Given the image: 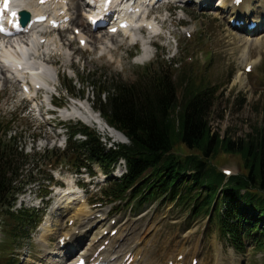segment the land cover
<instances>
[{
  "label": "rangeland",
  "instance_id": "obj_1",
  "mask_svg": "<svg viewBox=\"0 0 264 264\" xmlns=\"http://www.w3.org/2000/svg\"><path fill=\"white\" fill-rule=\"evenodd\" d=\"M215 1L218 2V0H213L214 4ZM257 1L259 2V0L252 1L255 6L258 4ZM217 8L211 5L210 8L197 12L164 6L155 10L154 14L162 19L159 23L164 26V34L167 38L162 41L158 39V44L154 43L153 46L149 45L150 59L142 63L138 59L141 53L140 47L143 46L141 41L133 44L115 35L112 39L105 38L102 31L89 32L87 27L80 25L84 20L81 17L76 19L79 12L75 3L71 2L70 9L74 17L71 29L64 33L50 34L51 41L45 43L39 51L41 56L48 53L50 55L47 58L49 62H42L57 76V96L52 94V83L48 81L49 93L41 92L37 101L28 103L22 98L18 86L12 82L6 83L0 74V112L8 118L12 114H19L20 117H17V121L12 125L15 129L12 132L22 135L18 138L19 146L24 147L27 152L38 154H44L45 149H56L57 147H60L62 151L65 148L64 143L68 133L63 126H59L60 124L68 127V132L71 128L79 130L82 126L95 131L106 148L113 144H122L101 130L98 124H89L78 117H64L63 115L52 117L46 115L45 112L51 107L50 100L63 104L65 109L74 106V104L70 105L69 101L64 102L66 96L64 89L70 82L76 85L74 97L77 96L83 104L87 100L89 106L93 108V102L96 103V95L101 85L107 87L112 82L120 81L134 83L139 80L142 68L149 64L153 65L154 69L162 67L171 72L172 80L178 84L179 98L183 92L179 78L185 72L198 76V79L205 77V85L215 87L213 108L209 119L213 134L222 138H230L235 142L241 139L246 140L250 135H254L256 130L264 127V49L260 45L251 50L249 60L259 57L260 60H257L251 74H245L247 76L245 86L240 87L238 83L233 84L235 73L243 72L245 63H239L236 51L231 50L229 46V41L235 37L234 31L227 22L230 15L216 16ZM256 12L254 11L252 16ZM167 14L170 15L168 20L163 21ZM243 20L246 19L243 17ZM73 27L81 29L90 37L86 47L81 48L78 45L77 37L72 31ZM188 29L193 31L191 38H186L184 35V31ZM168 32L171 33L170 38H168ZM236 33L239 32L236 31ZM160 42L166 47L159 45ZM189 56H193L192 62H187ZM104 97L105 95H102V99ZM85 107L90 108L86 104ZM95 112L98 114V111L95 110ZM99 119L100 123L106 124L101 117ZM77 138L84 139L80 135ZM61 151L55 150L59 154ZM39 158L42 162L43 158ZM57 158L51 159L53 164ZM216 160L220 171L230 169L233 173H237L240 169L238 157L220 153ZM124 171L123 161H120L109 175H106V171L99 166H92L90 172L94 175L93 183L90 186H84L87 189L85 197L73 206L67 216L73 215L77 206L79 209L85 200L90 201L91 198L96 197L107 202L108 198L103 196L104 189L108 184L113 183L112 177H117ZM51 172L54 180L72 179L74 182L85 183L87 178V172H83L80 176L66 167L58 166ZM42 177H45L44 173ZM45 193V190L38 188V185L27 187L16 198L12 211L27 209L36 212L38 207H41L38 198L45 196ZM50 194L53 192L48 190L46 194L48 196L42 202L50 199ZM60 201L58 199L45 206L41 224L32 231H28L26 227L23 229L26 231H21L18 238L6 233V219L9 220L10 217L5 210L0 212V249L4 252L0 250V254L11 259L13 264H56L58 257L49 256V250L55 249L58 236L65 234V228L72 231L73 227L79 226L78 224L69 225L67 221L69 218L66 217L64 226L60 228V213L63 210V206L60 207ZM110 206L103 205L96 209H92L91 205L86 207L93 214L100 210L111 213L104 221L106 227L116 221L113 226L116 229L119 227L122 229L123 225L129 222L132 229L140 233L139 236L147 232L146 229L155 228L153 242L145 241L143 243L145 245H142L148 246L150 251H153V258L158 262L157 264L164 262V255L167 251H175L182 245L183 248H187V255L192 254L198 259L201 258L204 264H216L218 257L223 258L224 264H264V252L254 247L252 242L246 240L245 252L240 253L233 248L229 240L220 237L218 211L213 212V218H210L204 211L196 214L190 202L177 205L169 198H158L156 201L130 202L129 200L123 203H112ZM82 218L81 216L79 223L82 222ZM100 230L96 228L93 233L97 234ZM21 233L24 235L22 236ZM74 233L77 234L78 230ZM46 235L49 236L48 239ZM133 236L137 235L133 233ZM86 238L84 236V240ZM139 244L141 246V243ZM195 251L196 253H193Z\"/></svg>",
  "mask_w": 264,
  "mask_h": 264
},
{
  "label": "trees",
  "instance_id": "obj_2",
  "mask_svg": "<svg viewBox=\"0 0 264 264\" xmlns=\"http://www.w3.org/2000/svg\"><path fill=\"white\" fill-rule=\"evenodd\" d=\"M179 81L181 98L171 72L149 64L134 83L101 85L94 107L129 141L108 149L95 131L82 126L69 131L62 151L29 153L18 144L22 135L12 133L17 117L0 115V212L10 217L7 231H31L40 220L39 214L26 209L12 211L18 192L40 181L39 171L58 164L74 169L98 164L109 173L122 159L126 172L106 188L109 199L167 197L177 205L190 202L196 214L204 211L213 218L218 211L220 237L240 251L243 239H250L264 252V127L238 142L213 134L209 119L215 87L189 72ZM66 91L73 95L75 85L70 82ZM79 132L84 140H74ZM220 153L239 159L238 173L227 180L217 164ZM53 157H58L54 164ZM0 264L13 262L0 254Z\"/></svg>",
  "mask_w": 264,
  "mask_h": 264
},
{
  "label": "bare ground",
  "instance_id": "obj_3",
  "mask_svg": "<svg viewBox=\"0 0 264 264\" xmlns=\"http://www.w3.org/2000/svg\"><path fill=\"white\" fill-rule=\"evenodd\" d=\"M117 1H120V0H114V2H117ZM141 1L142 0H137L136 6H140V4L142 5ZM200 1H201V3H206L207 6H210L209 3H207V1L206 2H204L202 0H200ZM252 1L251 0H243L242 4L239 7L235 8L232 5V0H221L220 1L221 3H219L220 9L217 10L216 16H219V15L222 16L223 13H225L227 10H230L232 13L234 12L235 18H239V17L241 18V17L246 16L247 17L246 20H247L249 18H252L251 12H253L254 10H259V11L264 12V0H259V2L257 1L258 2L257 6H255ZM129 4H131V3H129V1H127L126 6ZM75 5H76L77 10L80 11L79 8H80L81 4L78 1H76ZM77 15H78V17L76 16V19H79V14H77ZM257 18H259V14L256 16V19ZM71 24L72 23H70L69 26H71ZM80 25L85 26V23L80 24ZM152 25L154 26V29L157 28V25H155L154 23H152ZM237 30H238L237 28L232 30V31H234L233 33L235 34V37L231 38L232 41H229V46H230L231 50L236 51V53H237L236 57H237L239 63H248L247 59L249 61L248 57H249L251 50L257 46L260 47V45H262L264 47V37H263L264 28H261L260 30L253 31L251 33H244L245 31H243V33L242 32L236 33ZM243 30H245V28H243ZM98 32H100V31H98ZM124 33H125V35L128 34L132 41L138 39L143 43V51L138 55V59L142 63L144 61L149 60L150 56H151V52L148 49L147 40L141 35V33L138 31H135V30L130 31L128 29L124 30ZM104 36H105V38H111V39L115 36L119 37V35L110 36L106 32L104 33ZM39 38H42V36ZM50 40L51 39H47L48 42ZM31 44H32L34 49H37V53H39V51H40L39 48H42V47H40L39 44H37L36 42L35 43L33 42ZM0 50H2V49H0ZM42 56L45 57V54H42ZM257 60H260V57L257 59H254L253 63H256ZM43 61L47 63V62H49V59L43 60ZM44 62H42L38 65L40 67H43L45 65V64L43 65ZM16 71H18V70H16ZM0 73H2V71H0ZM246 79H247V76L243 72L235 73L233 84L238 83L240 85V87H244ZM62 115L64 117H73V118L78 117L82 121H85L89 124L90 123L91 124H98L99 128L101 130L107 132L111 136V138L113 137L115 140L120 141V142H126L124 137L122 136L121 132L110 127L107 123L106 124L100 123L99 117L96 114H94V112L90 108L87 109L85 107V104H83V103L80 105L74 104V106H72V108L65 109V111H62L61 116ZM65 198L68 199L69 197H65ZM75 199H77V198L70 197V200L67 203H64V205L62 207L63 210H61V213H60L61 219H60V225L59 226H60V228L64 226L63 223H64L66 217H67V219L68 218L73 219L74 221H76L75 224H78L79 226H75L72 230L73 231L78 230L79 234L75 235V233L69 232V233L64 235V236H69L70 240L68 242L66 241V243H65L66 249H64L62 252L60 251L61 257L59 255V253H57V252H53L52 255L50 254L51 257H58V258H56V264H67V262L73 258V254H74V250L71 249V246L76 247L77 245H80L81 243L85 242V240L89 241L87 248L90 247V249H91L90 253L95 252L96 249L103 243L104 240H108L109 244H108L107 248L102 252V255H105L106 253H108V254L110 253V256L108 258H110V259L113 258L114 261H110L109 264H121V263H123L124 258L128 254H131L135 258V261L133 262V264H157L158 263L153 258V251H150L148 246L147 247L143 246V245H145V244H143L145 241H147L149 243L153 242V239L155 237V232H153V231H155V228H150L152 230L146 229L147 232H145L144 234L139 236L140 233H138L136 230H133L132 229L133 227H131V224H129V222H128L125 225H123L122 229H121V227L118 228V232L115 236L110 237L108 234L107 236H102V238L99 239L98 236L102 235L103 230L100 231L99 234L93 233L90 230V228L96 222H98L99 218L97 216L92 217L91 214H89V212L86 210L87 208L85 206H81L79 209V212L75 211L73 216H70V217L67 216L68 213L66 212V210L68 209L69 206L71 207L69 209L73 208L70 203ZM68 204H69V206H68ZM63 212H65V214H62ZM101 214L103 216L106 215V213H104V212H102ZM102 215H100V217H102ZM81 216L83 217L82 222L79 223ZM129 225H130V227H129ZM113 229H115V227L110 229L109 232ZM148 230H149V233H148ZM88 233H91V234H88ZM133 233H135L137 236H133ZM190 233H187V234H190ZM84 236L87 237L85 240H84ZM46 238L48 239L49 236L46 235ZM134 239H136V240H134ZM139 243H141V246ZM74 244H76V245H74ZM182 246L179 248H176L177 250H175V251H173V250L167 251L166 254L164 255L165 262H168L169 260H173L171 258H175L179 254H182L184 256V258L180 262L184 263L186 261V263L189 262V264H190L191 259L194 256H192V254L188 255V256L185 255L184 252L186 251V249L183 248ZM50 251L51 250H49V252ZM193 253H196V251ZM50 260H53V259H50ZM173 261H174L173 263H176L175 262L176 259ZM198 264H204V263L200 260ZM216 264H224L223 258L218 257V259L216 260Z\"/></svg>",
  "mask_w": 264,
  "mask_h": 264
},
{
  "label": "snow or ice",
  "instance_id": "obj_4",
  "mask_svg": "<svg viewBox=\"0 0 264 264\" xmlns=\"http://www.w3.org/2000/svg\"><path fill=\"white\" fill-rule=\"evenodd\" d=\"M41 2L43 3L44 0H41ZM108 2L110 3V0H108ZM237 2H239V0H237ZM5 6H7V5H5ZM12 15H13V17H15L16 16V13H13ZM38 19H44V17H39ZM52 23H53L54 26H56V23L57 22L56 21H53ZM92 23L95 24L96 23V20L95 19H92ZM122 26H124V25H122ZM15 27H17L19 29L20 25L19 24H15ZM115 30L116 29H112V31H115ZM0 31H6V30L3 29L2 27H0ZM82 43H83V41H82Z\"/></svg>",
  "mask_w": 264,
  "mask_h": 264
}]
</instances>
